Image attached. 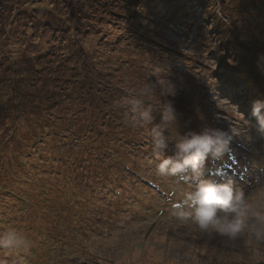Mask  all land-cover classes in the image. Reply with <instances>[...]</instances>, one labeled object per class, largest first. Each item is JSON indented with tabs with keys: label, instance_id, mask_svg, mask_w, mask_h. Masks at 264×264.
Segmentation results:
<instances>
[{
	"label": "rangeland",
	"instance_id": "rangeland-1",
	"mask_svg": "<svg viewBox=\"0 0 264 264\" xmlns=\"http://www.w3.org/2000/svg\"><path fill=\"white\" fill-rule=\"evenodd\" d=\"M10 21L15 38L4 30ZM5 57L22 67L9 71ZM33 58L47 67L18 89L22 108L52 104L79 129L95 117L105 132L131 133L121 146L85 136L94 149H71L68 164L41 132L47 141L15 147L13 130L4 132L13 119L0 117V237L19 241L0 245V264H264V241L201 233L172 215L201 183L264 197L254 191L264 128L252 114L264 103V0H0V74L25 76ZM59 79L67 96L50 98L43 82ZM9 84L0 80V92ZM216 130L232 135L227 151L209 153L196 171L160 173L164 160L179 159L182 140Z\"/></svg>",
	"mask_w": 264,
	"mask_h": 264
},
{
	"label": "clouds",
	"instance_id": "clouds-1",
	"mask_svg": "<svg viewBox=\"0 0 264 264\" xmlns=\"http://www.w3.org/2000/svg\"><path fill=\"white\" fill-rule=\"evenodd\" d=\"M262 108L264 103L255 102L252 114L264 128ZM171 113L172 108L169 105L165 118L173 119ZM232 138L229 132L219 130L205 131L203 134L185 138L178 145L179 159L176 162L164 160L159 171L163 174L169 165H172L173 173L189 167L196 171L209 153L219 155L227 151ZM256 184L254 191L264 192V177L258 178ZM173 207L178 209L172 212L174 217L181 223L191 222L201 233H217L232 241L243 234L249 239L264 241V197L253 201V191L246 195L239 190L234 193L230 184L201 183L195 191L185 194L182 203ZM18 243L12 233L0 237V245L9 247Z\"/></svg>",
	"mask_w": 264,
	"mask_h": 264
},
{
	"label": "trees",
	"instance_id": "trees-1",
	"mask_svg": "<svg viewBox=\"0 0 264 264\" xmlns=\"http://www.w3.org/2000/svg\"><path fill=\"white\" fill-rule=\"evenodd\" d=\"M34 8H36V7H34ZM36 9L38 11H40L38 8H36ZM37 10H33L34 14L31 15L32 18H33V16H37V13H38ZM25 12L27 14H29V11H25ZM42 13L53 14V10L46 9ZM10 18H11V20L14 19L13 13H11ZM231 20H233V19L231 18ZM7 25L8 26L5 27L4 30L6 31V33L9 32L8 33L9 38L14 37L15 36L13 34L14 29L11 27L12 21L8 22ZM48 26L49 25H47V26L44 25V30L47 29V31H49V30L53 31V29H51V27H48ZM56 32H57V30L55 31L54 34H56ZM56 37H57V35H56ZM232 38L233 37L230 36V39H232ZM58 42H59V44L61 43L60 45H64L63 43H65V36H64V38L61 37L58 40ZM49 54H50V51L44 53L46 58H48ZM5 58H4V60H5ZM9 61H11V62H9ZM12 62H14L12 58H9V60H8V58H6L3 65L9 71H12L11 69H16V68L22 67V66L19 67L17 62H16V64H10ZM65 63H67V62H65ZM0 65H2V64L0 63ZM46 67H47V63H43V62L39 63V62H37L36 58H33V59H31V61L28 64V68L30 69V72L28 74H26L25 76H22L20 73L16 74L15 72H13V73L10 72V76H8V77L5 75V73L0 74V80L1 81L8 82V84L10 83L7 87V90H3L2 92H0V109H1L0 117L2 119L3 118L7 119L6 116H8V114H9L13 119L12 123L8 124V126L5 127V131L3 130L6 133L11 132V130H13L12 136H10L8 138V140L10 138L17 139L15 147H17L18 149H21V150H23V149L25 150V149H28L29 147H32L34 144L47 141V139L49 137L43 138L40 140L38 137L40 134H47L51 138H53L55 145L57 144V142L59 143L58 147L56 148V146H55V148H54L55 153H56L55 154L56 159L59 156H64L65 160L68 162V164L70 163V160H71V158H69L68 155L70 154V152L73 153L72 150L76 149L77 146L86 145V146H88V149H92V150L94 149V144H91V145L84 144L85 136H92L93 135V137H91L92 138L91 143L97 141V142H95V144L103 145V143L105 142L104 146H106L107 144L111 145V143H113V139L117 142V144L122 139L121 143H119V146H121V144L124 143L125 139L129 136V133H131V130H128V128L125 130L124 133H122V131H121L120 134H118L119 131H114V130L113 131L110 130V131L105 132L102 129H100V125L103 124L100 121V119L93 117V120L91 123L83 124V127H81L79 129V127H80V126H78L79 123H76L75 121H73V119L66 118V117L64 118V116L61 114L53 113V107L51 106L52 104L45 106V107L38 105L37 108H33V110L36 112L35 114H34V111L29 112V110H25V108H22L23 104L21 102L24 103L26 95L23 92H21L19 94L18 89H22L23 87L28 88L32 84L38 83L39 78H35V75H36V73L40 72L43 68H46ZM56 70H57V68H56ZM53 71H55V69ZM24 72H25V70H24ZM76 76H77V83L79 85L85 86V83H86L85 79L83 82L81 80L80 76H78V75H76ZM62 80H63L64 84L68 85L69 83H71V81L69 82L65 79H62ZM56 82H57V79H56ZM43 83H44L43 90L45 91V88H46V91L48 92V96L50 98L56 99L59 96H61L62 94H65L67 96V94L65 93L64 90L68 89L69 87L67 85H64V84L62 85L60 82V79L58 80V83H56V85L53 86V88H49L50 85L46 86L45 80ZM91 89H92L91 86L89 89L87 87H85V88H83V91L85 94H87ZM120 91L122 94H124L123 89H121ZM120 91L118 93V97H120ZM85 94L83 95V97L80 98L82 101L81 104H83V105L88 103V99H86L84 97ZM103 111L104 110H102V114H103ZM24 112H28L29 119L26 118V115H23ZM122 115H124V114H122ZM21 118H25V122L22 123ZM112 122H113L112 120H108L107 124L113 125V124H111ZM113 123H114V125L112 126V128L113 127L115 128L118 124L116 122H113ZM129 124H127V125H129ZM49 127L51 129H49ZM27 128H29V130H28V132L30 134L29 137H25L24 135H26V134H24L22 132L23 129L27 130ZM32 129H34V130L31 132ZM35 132H38V133L41 132V133L36 134ZM91 132H94V133L89 134ZM109 132L111 133L110 135H108ZM70 136H75L77 138V141L75 139H73L76 142V144H72V146H70V144H71L70 142L65 141V139L70 141L71 140ZM58 137H59V139H58ZM101 138H103V139H101ZM133 139H134V137H133ZM61 141H63V145H62ZM66 143H68L69 146L66 147L65 146ZM28 152L29 151H25L24 153L26 154Z\"/></svg>",
	"mask_w": 264,
	"mask_h": 264
}]
</instances>
